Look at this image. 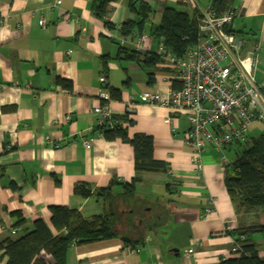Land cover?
Instances as JSON below:
<instances>
[{
  "label": "crops",
  "instance_id": "1",
  "mask_svg": "<svg viewBox=\"0 0 264 264\" xmlns=\"http://www.w3.org/2000/svg\"><path fill=\"white\" fill-rule=\"evenodd\" d=\"M98 1L0 0V243L18 240L38 219L51 228L52 206L91 219L110 205L117 236L73 243L66 264H219L236 258L230 251L233 234L239 228L264 227V213L236 211L223 182L225 165L212 147L202 154V173L196 172L192 149L182 141L189 127L185 114L141 100L145 92L178 87L169 82L170 68L161 60L149 66L143 57L140 63L121 59V51L133 50L129 42L121 49L117 40L122 24L135 17L128 9L130 0L111 2L107 14L96 17ZM138 1L152 9L147 29L159 25L165 6L195 16L211 5V0H189L195 9L184 0ZM233 7L236 15L227 29L241 42L242 55L259 44L255 78L260 82L264 0H236ZM143 33L148 40L141 53L156 55L158 42L148 31ZM103 72L109 91L121 93L120 100L109 103L111 117L122 116L126 102H132L128 118L133 123L124 124L128 137L152 136L153 158L166 165L163 172L142 174L132 194L123 186L134 177L132 147L93 133ZM57 79L69 81L71 88L57 84ZM255 123L262 125L250 126ZM232 151L233 144L223 151L229 162ZM112 183L117 185L104 206L95 196L74 192L84 186L93 193ZM206 208L211 213L204 218ZM251 241L264 258L262 234H254ZM2 254L0 264H6Z\"/></svg>",
  "mask_w": 264,
  "mask_h": 264
},
{
  "label": "trees",
  "instance_id": "2",
  "mask_svg": "<svg viewBox=\"0 0 264 264\" xmlns=\"http://www.w3.org/2000/svg\"><path fill=\"white\" fill-rule=\"evenodd\" d=\"M115 1L117 0H99L94 6L95 16L106 15L109 3ZM235 2L236 0H211L210 7L219 15L234 8ZM128 9L135 17L122 24L121 35L128 36L148 31L156 42L163 41L164 54L171 53L179 57L194 45L197 36L194 15L165 6L159 25L147 29L146 21L152 12L150 5L138 0H130ZM226 30L232 33L231 30ZM120 53L125 54L121 59L136 63H140V57H143L142 63L149 66L156 65L160 60L155 54L149 55L134 50ZM56 82L66 89L71 88L69 81L57 79ZM109 92L111 100L121 99L119 90L112 89ZM128 115L129 113L125 112L122 116L110 117L93 133L100 135L106 141L119 139L132 147L134 177L130 184L123 185L132 194L134 185L141 181L142 174L163 172L166 170V165L153 158L152 136L138 133L131 138L128 137L124 124L133 123ZM232 155L230 163L225 165L223 179L229 199L237 212L250 213L259 210L264 213V133L255 137L246 136L244 142H234ZM3 171L4 168L0 166V177L3 176ZM114 185L117 184L112 183L107 188L96 189L93 193L85 190L84 186H77L74 192L84 198L95 196L104 206L107 198L112 195ZM106 206L107 209L102 215L91 219H84L73 209L62 206L50 207L51 228L42 219H38L34 221L33 229L18 240H6L0 243V251L7 259L6 264H66L67 252L73 243L83 245L115 238L117 236L114 230V223L117 222L116 213L111 210L110 205ZM256 233L262 234L261 247L264 249L263 226L239 228L233 234L235 235L233 238L239 244L238 256L222 260L219 264H264V258L259 257L258 254L260 246L251 241V237ZM123 241L127 243L130 240L123 238ZM44 255L51 261L44 259Z\"/></svg>",
  "mask_w": 264,
  "mask_h": 264
},
{
  "label": "built area",
  "instance_id": "3",
  "mask_svg": "<svg viewBox=\"0 0 264 264\" xmlns=\"http://www.w3.org/2000/svg\"><path fill=\"white\" fill-rule=\"evenodd\" d=\"M184 2L191 6L189 0ZM235 15L234 8L219 15L211 7L195 13L196 40L181 57L164 54V43L158 41L156 55L170 68V84L178 87H170L165 93L141 95L143 103L185 114L189 127L182 141L192 149L191 163L198 174L202 173L201 157L207 146L219 152L220 160L228 165L225 148L236 141L244 142L253 122L264 125V79L257 82L255 78L260 46L255 44L241 54V42L226 30ZM117 40L120 47L129 42L134 51L141 52L148 38L145 33H133L120 34ZM98 81L100 105L94 112L101 126L111 117V97L104 72ZM132 106V102H126V113H131ZM89 145V140L84 142V147ZM210 213V208H206L203 217ZM230 251L238 254L239 244L235 238H232Z\"/></svg>",
  "mask_w": 264,
  "mask_h": 264
},
{
  "label": "rangeland",
  "instance_id": "4",
  "mask_svg": "<svg viewBox=\"0 0 264 264\" xmlns=\"http://www.w3.org/2000/svg\"><path fill=\"white\" fill-rule=\"evenodd\" d=\"M255 124L256 125L253 124L252 126H249V128H248V135L251 136V137L252 136H256V135L258 136V134L261 133L264 130V125L262 126V125H259L258 123H255ZM254 126H257V129L256 130L254 129ZM258 127H259V130H258ZM231 156L232 155H230V157Z\"/></svg>",
  "mask_w": 264,
  "mask_h": 264
}]
</instances>
